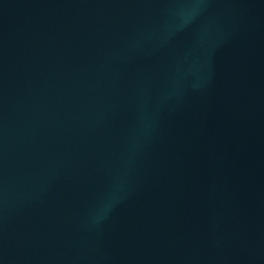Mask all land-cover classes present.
Instances as JSON below:
<instances>
[{"label": "water", "instance_id": "water-1", "mask_svg": "<svg viewBox=\"0 0 264 264\" xmlns=\"http://www.w3.org/2000/svg\"><path fill=\"white\" fill-rule=\"evenodd\" d=\"M0 264H264V0H0Z\"/></svg>", "mask_w": 264, "mask_h": 264}]
</instances>
